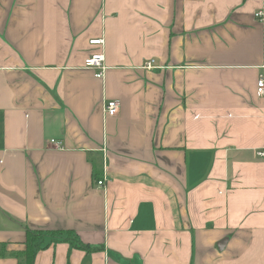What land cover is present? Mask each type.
Here are the masks:
<instances>
[{"label": "crops", "instance_id": "1", "mask_svg": "<svg viewBox=\"0 0 264 264\" xmlns=\"http://www.w3.org/2000/svg\"><path fill=\"white\" fill-rule=\"evenodd\" d=\"M261 76L264 0H0V242L104 246L35 264H264Z\"/></svg>", "mask_w": 264, "mask_h": 264}, {"label": "trees", "instance_id": "2", "mask_svg": "<svg viewBox=\"0 0 264 264\" xmlns=\"http://www.w3.org/2000/svg\"><path fill=\"white\" fill-rule=\"evenodd\" d=\"M98 171L95 176L98 177ZM26 249L20 252H10L5 242H0V257L6 255L16 256L20 264H35L38 253L56 242H69L72 246L85 249L88 252L104 249L102 245H90L84 243L72 230H36L26 227Z\"/></svg>", "mask_w": 264, "mask_h": 264}, {"label": "built area", "instance_id": "3", "mask_svg": "<svg viewBox=\"0 0 264 264\" xmlns=\"http://www.w3.org/2000/svg\"><path fill=\"white\" fill-rule=\"evenodd\" d=\"M259 18L263 16V12L259 11L256 14ZM92 44L95 45H103L104 44V39L99 38L91 41ZM85 67L88 69H91L95 72V76L102 78L107 70V65H106V58H105V53L104 51H99L96 53H93L89 55L86 60H85ZM147 69H153L157 67L155 65V60H149L145 66ZM258 93L260 96L264 97V76H261L258 81ZM119 101L115 99L107 100L104 104V112L107 115H116L119 112ZM51 143L56 147V148H63L62 143L59 140L52 139ZM257 154L261 157H264V148L262 150H258ZM105 179H100L98 181V185L104 186L105 185Z\"/></svg>", "mask_w": 264, "mask_h": 264}, {"label": "water", "instance_id": "4", "mask_svg": "<svg viewBox=\"0 0 264 264\" xmlns=\"http://www.w3.org/2000/svg\"><path fill=\"white\" fill-rule=\"evenodd\" d=\"M227 242V239H224L222 240L220 243H219V246L220 248H223L225 246V243Z\"/></svg>", "mask_w": 264, "mask_h": 264}]
</instances>
